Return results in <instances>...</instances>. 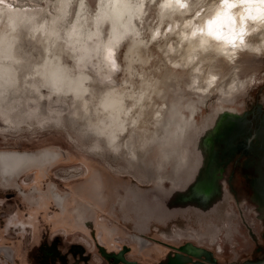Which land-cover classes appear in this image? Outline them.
Instances as JSON below:
<instances>
[{
    "label": "rangeland",
    "instance_id": "rangeland-1",
    "mask_svg": "<svg viewBox=\"0 0 264 264\" xmlns=\"http://www.w3.org/2000/svg\"><path fill=\"white\" fill-rule=\"evenodd\" d=\"M8 1L14 3L15 8L23 6L39 9L45 5L44 9L51 8L54 11L47 0ZM78 2L80 0L71 3L68 19L75 17ZM162 2L146 0L137 17L139 35L144 39L139 49L149 57L145 62L139 58L133 62L136 71L130 79L137 81L140 86H143V77L149 78L152 73L164 78L165 43L163 37L152 40L155 30H166L172 22L170 18L159 19ZM85 3L89 14H97V0H85ZM1 11L7 14L8 6L0 4ZM48 14L52 16L49 10ZM104 25L105 34L110 35L108 22ZM0 30L12 35L13 45L23 59V68L20 70L29 78L38 75L36 70L46 60L47 48H55L59 43L56 37H43L45 35L41 34V30L35 32L21 22L14 25L2 19ZM127 38L122 41L118 51L119 68L113 74L116 82H123L128 77L123 70L130 57L131 44L127 43ZM247 51H241L236 65L216 62L214 68L209 69L226 80L237 70L245 83L240 93L227 97L221 96L219 92L207 96L194 94L189 91L190 85H186L189 79V75H186L181 77V85L177 80L168 85L171 80L168 82L166 79V86L163 84L164 90L161 92L164 94H155L156 98L162 96L160 106H164L163 100L167 104L168 125L183 124L182 120L187 119L186 131L191 125L203 126L210 119L208 133L203 130L196 136L192 132L187 137L189 144L195 140L194 147L199 142L207 147L206 157L196 150L195 157L202 160L201 171L199 169L197 174H193L192 177L198 181L187 189L183 188L192 177L189 175L191 172L187 173L184 168L178 172L174 185L165 181L164 187H160L155 181L159 174L170 177L174 162L172 159L164 162L162 168L156 166L161 162L158 143L153 144L147 154L155 164L148 167L141 163L143 167L138 165L135 169L131 164V161L135 163L131 154L120 156L114 153L106 140L94 132L86 131L82 120L76 119L79 105L69 95L54 93L53 97L42 98L40 102L38 94L30 86H21L15 94H11L13 98L15 96L12 102H8L7 107H0V114L3 113L6 120L0 119V149L34 151L51 147L63 151L65 156L61 159L63 161L55 164L45 180L38 177L35 171L39 175L47 167L41 171L30 169L18 177L16 181L25 191V196L12 183L5 185L0 180V264H162L163 258H171L169 264H196V258L207 264H259L264 259L263 201L255 182L245 174L243 167L249 157L247 137L251 129L259 125L261 111H264V50ZM64 59L72 62L68 53H64ZM218 103L222 110L237 108L239 116H223L212 122ZM68 155L71 159H68ZM92 165L96 168L103 166L120 180L113 183L110 191L118 190L124 196L125 187L130 186L140 194L138 198L127 192L123 208L115 201L108 205L105 200H98L92 187L81 181L87 168ZM73 168H77V172L71 171ZM75 173L78 175L76 179L72 176ZM150 174L151 180L148 179ZM181 178L187 179L184 185ZM180 179L182 181L179 183ZM51 181L63 194L74 190L82 202L92 198L91 202L97 208L96 218H93L88 228L93 231L99 228L95 232L96 236H92L90 230H85L81 224L55 225L54 202L50 201L49 206L39 208L33 201L32 196L40 195L33 191V187L37 186L41 194H47ZM171 188L177 190L171 194L174 197L167 193ZM147 189L153 192L147 193ZM137 207L140 214L136 219ZM32 209H37V219L31 221L29 217ZM101 219L109 224L108 227L118 226L121 230L114 231L111 237L105 236L103 231H106V226H102L105 221L103 223ZM133 219L137 229L138 223H150L151 236H154L151 241H145L142 237L147 236L139 233H136L139 239L134 237ZM122 231H126V234ZM182 232L184 235L180 240H173L174 237H180ZM194 247L203 250L202 253L196 252ZM188 251L195 253L191 255ZM196 253L199 255L195 256Z\"/></svg>",
    "mask_w": 264,
    "mask_h": 264
},
{
    "label": "bare ground",
    "instance_id": "bare-ground-1",
    "mask_svg": "<svg viewBox=\"0 0 264 264\" xmlns=\"http://www.w3.org/2000/svg\"><path fill=\"white\" fill-rule=\"evenodd\" d=\"M73 1L47 0L54 8L52 11L51 8L44 9L45 5L33 9L17 4L20 7L15 8L14 3L1 0L0 4L8 6V11L7 14L0 12V21L4 19L14 25L21 22L35 32L41 30L43 37H56L59 43L55 48H47L46 60L36 70L38 75L29 78L20 70L23 59L13 45L12 35L0 30V107H7L8 102L15 98L11 94L21 86H30L38 94L40 102L42 98L53 97L54 93L69 95L79 105L76 119L82 120L86 131L106 140L114 153L120 156L131 154L135 160L131 164L135 169L142 166L141 163L153 165L147 156L153 144L158 143L161 149L158 168H162L164 162L172 159L175 162L182 157L179 144L189 121L184 119L183 124L168 125L167 104L163 100L166 107L160 106L162 96L156 98L155 95L164 94L161 92L166 79L168 82L171 80L168 85L173 80L180 84V80L189 75L186 85H190L189 91L194 94L207 96L219 92L224 97L233 96L242 92L245 86L237 70L226 80L209 69L214 68L216 62L236 65L241 51L264 50V0H227L232 7H227L225 0H163L159 19L170 18L172 22L166 30H155L152 40L163 37L165 43L164 78L152 73L149 78L143 77V86H140L130 77L136 71L135 60H149L139 49L144 39L139 35L137 21L141 5L146 0H97V14L92 15L86 9L85 0H80L71 20L68 19V11ZM180 3L186 6L181 8ZM106 22L110 35L105 34ZM126 37L127 43L131 44L128 66L124 65L123 69L128 77L123 82H116L113 74L119 68L117 55ZM64 53L70 55L72 62L64 59ZM2 114L0 119L6 121ZM63 156V151L51 147L34 151L0 149V180L2 183L9 180L8 184L15 185L21 193V186L13 181L30 169H50L53 164L63 161ZM156 178L162 183L171 179L160 174ZM148 179H152V174ZM49 186L57 190L56 184L49 182ZM40 196L53 201L49 190L47 194L40 192ZM84 210L81 208L79 212L81 218L86 215V208ZM115 231L120 230L117 228ZM194 249L200 251L197 247Z\"/></svg>",
    "mask_w": 264,
    "mask_h": 264
},
{
    "label": "flooded vegetation",
    "instance_id": "flooded-vegetation-1",
    "mask_svg": "<svg viewBox=\"0 0 264 264\" xmlns=\"http://www.w3.org/2000/svg\"><path fill=\"white\" fill-rule=\"evenodd\" d=\"M239 114L240 113H239V110L237 108L227 107L224 110H222L220 108V104L218 103V109L214 115L215 118L213 117L211 119V121L213 122L215 119L217 121L221 117L223 118V116H226V117L231 116L230 118H233V117L235 118V116H239ZM261 115H262V119H261L259 125L254 129L252 128L250 131V134L247 137L246 149H247V152L249 153L248 154L249 157L247 158L248 160L246 159L247 162H245V167H243V171L245 172V174L249 178L253 179V181L255 182V186H256V190L258 192V195L261 198V200L263 201L262 209H264V111H261ZM209 120L206 121L203 126L198 125L197 127H194L193 125H191L186 130V132L183 136V139L181 140V142L179 144L180 150L182 151V157L180 159L179 158L176 159V161L174 162V168L171 171V176H170L171 179L166 180V182H168L170 185H172V184L174 185L175 182H177L178 172L182 168L187 170V173H189V171H190L191 174H189V175H191V177L193 176L194 173L197 174L199 169L201 171L202 160H199L200 158L197 159L195 157L196 150L198 149L200 151L201 155L205 156V150L207 147H205V145H203V143H201V142L198 143V146L196 145V147H194L195 140L192 144H189L187 141V137L192 132L196 136L200 133V131H203V130L207 131V133H208L209 126H210ZM54 166L55 165L53 164V166L50 167V169H46L45 172H42V174L38 175L39 172H37V171H35V173L40 178H41V176H43L42 180H45L47 177V174H49L51 172V169ZM219 166H220V162L218 163V167ZM102 167L103 166H100V168H96V166L92 165L91 167L87 168V173L85 174V177L81 178V181L83 182V184H88V187L89 186L92 187V192L96 194L98 200H102V201L105 200L106 203H108V205H111V203L113 201H115V202H118L123 208L125 205V202H126L127 192L130 191L131 193H133L134 197L138 198V196L140 194H138L137 192L132 190L130 186L125 187V195L124 196H121L118 190H115V191L111 190L110 191V188H112L113 183L114 182H116V183L120 182V180H118V178L116 176L107 172V170L103 169L104 167L103 168ZM71 171L77 172V168H73V170H71ZM102 174H104V175H102ZM115 174H118V173H115ZM72 176L75 177V179H76V177H78V175L76 173L72 174ZM181 179L184 181L183 182V185H184L185 182L187 181V179L186 178H181ZM181 179H180L179 183L182 181ZM155 181L158 183V185L160 187H164L165 182L162 183V181L157 180V179H155ZM197 181H198V179L196 177H192V179H190V181L187 183V185L183 189L189 188L192 184H194V182H197ZM8 182H9V180H8ZM8 182L7 181L3 182V184L8 185ZM13 182L16 185H18V187H20L19 182L18 183H16V181H13ZM105 188L106 189L108 188L109 190L105 191L104 190ZM183 189L181 191H184ZM20 190H21V193L25 196L26 193L23 190V188L20 187ZM48 190L50 193V199L53 200L52 202H54V204L57 207V208L55 207L56 210H54V214H53L55 216V218H54L55 225H58V224H67V225L81 224L83 226L89 227L90 223L93 221V218H96L97 208L91 202L92 198L89 199V201L82 202L81 197L77 193H75L74 190H72V192L67 191V193H65V194L61 193L58 190H53V188L51 186H49ZM33 191L40 194V188L37 186L33 187ZM73 191H74V193H73ZM174 191H177V190L171 188V190H169L167 193H169L171 195L174 193ZM171 196H173V195H171ZM32 197H33V201H35L38 204L39 208L47 207L50 204L49 199H47L45 196L34 195ZM67 198H68V200H67ZM152 207L155 208V206H152ZM81 208H83V210H84V208H86V213H85L86 215L84 216V218L80 217L79 212H81L80 211ZM29 218L31 221L34 219H37V209L31 210ZM103 220L104 219H101L102 222H103ZM104 225L106 226V231H103V228H101V227L100 228L103 231V233L105 234V236H110L108 233L109 231H110V233H114L113 230L115 231V229H117V228L119 229L118 226L115 228L108 227L109 224L106 223V221L102 226H104ZM147 226H148V224L141 225L140 223H138L137 227L142 231ZM98 230H99V228L94 229V232H97ZM119 230H121V229H119ZM142 238L145 241H151V239H149V238H144V237H142ZM89 239H90V237H89ZM199 260L200 259H198V262L200 263L201 261H199ZM198 262L196 264H198Z\"/></svg>",
    "mask_w": 264,
    "mask_h": 264
},
{
    "label": "crops",
    "instance_id": "crops-1",
    "mask_svg": "<svg viewBox=\"0 0 264 264\" xmlns=\"http://www.w3.org/2000/svg\"><path fill=\"white\" fill-rule=\"evenodd\" d=\"M52 182V181H51ZM52 184L54 185L55 183L54 182H52ZM137 191L138 192H141L138 188H137ZM150 192H153L151 189H147V193H150ZM166 192V191H165ZM168 192V191H167ZM133 208H134V206H133ZM137 210H138V212H136L137 213V215H136V219H137V217H138V214H140V210H139V208L137 207ZM173 215L171 214V217H172ZM133 224H134V219H133ZM151 222V221H150ZM85 227V230H90V234L92 235V236H96V233L94 232V231H92V229L91 228H88V227H86V226H84ZM133 230L135 231V235H138V234H136V233H139V234H141V235H145V236H147V238H149V239H153V237L154 236H151V231H152V229H151V227H150V223L148 224V226L147 227H145L144 228V230H139V229H137L136 228V225L134 224V228H133ZM121 233H124V234H126V231H122ZM121 233H119V234H121ZM184 235V233L182 232L181 233V235H179L180 237H174V239L173 240H175V241H177V240H180V238L182 237ZM120 236V235H119ZM194 251H192V252H190V251H188V253L189 254H191V255H194V253H193ZM197 255H199V254H197L196 253V255L195 256H197ZM185 256V255H184ZM198 259L199 258H196L195 259V261H196V263L198 262ZM170 260H171V258L169 259H165V258H163V261H162V264H169V262H170Z\"/></svg>",
    "mask_w": 264,
    "mask_h": 264
},
{
    "label": "water",
    "instance_id": "water-1",
    "mask_svg": "<svg viewBox=\"0 0 264 264\" xmlns=\"http://www.w3.org/2000/svg\"><path fill=\"white\" fill-rule=\"evenodd\" d=\"M1 160H2V159H1V157H0V161H1ZM14 186H15V185H14ZM199 250H200V251H196V250H195V251L198 252V253H200V252L202 253L203 250H201V249H199ZM198 253H197V254H198ZM200 264H207V263L201 262ZM228 264H245V263L230 262V263H228ZM259 264H264V259L261 260V261L259 262Z\"/></svg>",
    "mask_w": 264,
    "mask_h": 264
},
{
    "label": "snow or ice",
    "instance_id": "snow-or-ice-1",
    "mask_svg": "<svg viewBox=\"0 0 264 264\" xmlns=\"http://www.w3.org/2000/svg\"><path fill=\"white\" fill-rule=\"evenodd\" d=\"M225 2H226V6H227V7H232V6H233V5H231V4H227V0H225ZM179 6H180L181 8H183V7H185L186 5H185L184 3H180Z\"/></svg>",
    "mask_w": 264,
    "mask_h": 264
}]
</instances>
